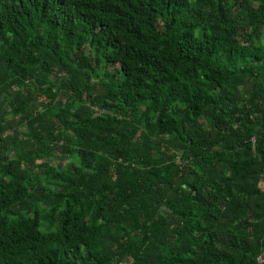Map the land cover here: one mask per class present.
<instances>
[{
	"label": "trees",
	"instance_id": "16d2710c",
	"mask_svg": "<svg viewBox=\"0 0 264 264\" xmlns=\"http://www.w3.org/2000/svg\"><path fill=\"white\" fill-rule=\"evenodd\" d=\"M0 264H264V0H0Z\"/></svg>",
	"mask_w": 264,
	"mask_h": 264
},
{
	"label": "built area",
	"instance_id": "2783aa9c",
	"mask_svg": "<svg viewBox=\"0 0 264 264\" xmlns=\"http://www.w3.org/2000/svg\"><path fill=\"white\" fill-rule=\"evenodd\" d=\"M95 110H96V111H99V109H97V108H96ZM100 112H101V111H100ZM101 113H103V112H101ZM259 261H260V262H262V260H261V259H259Z\"/></svg>",
	"mask_w": 264,
	"mask_h": 264
},
{
	"label": "rangeland",
	"instance_id": "374dc122",
	"mask_svg": "<svg viewBox=\"0 0 264 264\" xmlns=\"http://www.w3.org/2000/svg\"><path fill=\"white\" fill-rule=\"evenodd\" d=\"M10 151H11V153H13V150H12V148H11V150H10Z\"/></svg>",
	"mask_w": 264,
	"mask_h": 264
}]
</instances>
